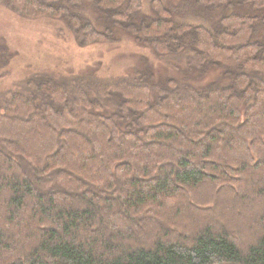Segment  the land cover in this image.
<instances>
[{"label": "trees", "instance_id": "trees-1", "mask_svg": "<svg viewBox=\"0 0 264 264\" xmlns=\"http://www.w3.org/2000/svg\"><path fill=\"white\" fill-rule=\"evenodd\" d=\"M0 2L62 20L79 46L115 27L153 59L27 69L0 89V264H264V0L191 2L209 26L161 0L154 18L141 0H93L91 20L81 0ZM10 54L0 45V82ZM222 188L250 216L247 243L218 213ZM200 201L210 216H187Z\"/></svg>", "mask_w": 264, "mask_h": 264}, {"label": "rangeland", "instance_id": "rangeland-1", "mask_svg": "<svg viewBox=\"0 0 264 264\" xmlns=\"http://www.w3.org/2000/svg\"><path fill=\"white\" fill-rule=\"evenodd\" d=\"M92 1L81 0V12L89 20L94 17L93 12L91 13ZM161 1L166 8L172 10L175 20L187 22L190 25H206L207 16L193 10L196 7L192 6L191 2L194 3L195 0ZM141 3L140 15L154 18L150 5L151 0H141ZM204 11L206 13L211 10L205 9ZM218 11V9L213 10L214 16ZM113 31L114 39L112 41L79 46L62 20L45 17L25 18L12 12L4 3L0 2V45L5 44L11 53L9 61L3 69L7 76L0 82V89L20 77L22 72L27 69L51 70L61 73H92V71H96L105 75L139 66L144 58L149 62L153 60L149 50L141 47L129 34L115 27ZM156 65L159 66L157 72L164 71L161 67L162 64L156 62ZM0 74L5 73L0 72ZM202 186L203 190H207V184ZM201 188L194 191L198 198L204 194V191H200ZM222 190L216 199L220 205L217 208L218 213L226 220L230 232L234 234L237 241L247 243L248 240H251L252 234L251 229L249 230L250 226H245L243 222H247L250 216L243 212L231 213L230 208L223 201L226 190L224 188ZM210 208H212L210 205H205L200 201L197 210H190L191 212H187L186 215L206 218L210 216L211 212H208Z\"/></svg>", "mask_w": 264, "mask_h": 264}]
</instances>
